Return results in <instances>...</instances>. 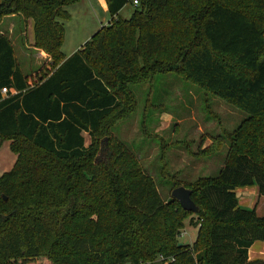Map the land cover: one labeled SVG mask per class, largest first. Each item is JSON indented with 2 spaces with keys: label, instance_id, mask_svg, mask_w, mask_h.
I'll return each mask as SVG.
<instances>
[{
  "label": "trees",
  "instance_id": "1",
  "mask_svg": "<svg viewBox=\"0 0 264 264\" xmlns=\"http://www.w3.org/2000/svg\"><path fill=\"white\" fill-rule=\"evenodd\" d=\"M76 1L0 0V23L30 19L34 47L52 59L27 77L0 33V145L16 156L0 174V264H264L248 258L264 243V216L235 193L264 196V0H105L110 23L65 57L62 22ZM166 71L248 115L202 151L229 144L217 174L190 189L196 213L163 201L122 143L94 148L132 108L128 84ZM189 214L196 238L178 245Z\"/></svg>",
  "mask_w": 264,
  "mask_h": 264
},
{
  "label": "rangeland",
  "instance_id": "2",
  "mask_svg": "<svg viewBox=\"0 0 264 264\" xmlns=\"http://www.w3.org/2000/svg\"><path fill=\"white\" fill-rule=\"evenodd\" d=\"M105 4V0H78L65 7L70 19L62 22L64 56L79 49L97 30L110 23L107 7L104 11ZM133 7L128 3L119 11V16L129 18ZM14 15L2 19L0 30L10 39L22 72L29 77L38 64L43 66L40 73L48 71L51 57L48 56L49 61L45 63L35 55L34 49L27 47L30 43L26 45L21 33L27 29V20ZM166 29V24L162 23L161 30ZM128 88L133 98L132 108L125 116L112 121L108 131L98 136L94 148L107 144L110 147L115 141L122 143L154 180L165 202L172 200L174 188L184 186L190 190L198 178L217 174L226 159L229 144L226 141L217 154H203L202 151L209 147L205 145V138L225 136L223 131L232 132L248 116L244 111L175 72H155L143 81L129 83ZM84 135L88 146L91 140ZM97 154L98 150L95 156ZM256 213L264 216V196L258 198ZM191 218L196 222L194 214L183 218L178 236L182 244L191 245L196 237V225H189ZM27 264L53 263L41 256Z\"/></svg>",
  "mask_w": 264,
  "mask_h": 264
},
{
  "label": "crops",
  "instance_id": "3",
  "mask_svg": "<svg viewBox=\"0 0 264 264\" xmlns=\"http://www.w3.org/2000/svg\"><path fill=\"white\" fill-rule=\"evenodd\" d=\"M105 10H106V4H105L104 11ZM13 16H15V15H11V17H13ZM26 23H27V29H25L24 31L22 30L21 33L25 37L26 45L28 43H30L29 46L27 45V47L34 49L35 55L38 56V58H40V60H42V61L44 60V62L47 63L49 61L48 55L45 54L42 50H38L32 46L33 45L32 21L30 19H28ZM1 33H3V32L1 31ZM71 54L65 55V57H68ZM42 67L43 66L41 64H38V67L32 71L31 76L37 75V74L39 76H41L40 71H41ZM20 69H21V67H20ZM216 136H218V135L207 136V138H205V141H206L205 145L209 146L212 143V138L216 137ZM84 137H85V135H84ZM9 145H10V142L7 140L3 141L2 144L0 145V160H1L0 161V174L5 172V171L10 170L11 167L13 166L14 162H15V159H16V156L13 152H11ZM235 193L237 195L238 204L240 206H243V207L244 206L245 207H247V206L252 207L253 206L257 209L258 198L260 196L258 195V190H257L256 186L238 187L235 189ZM196 234H197V232H196ZM248 258H249V260L264 259V243L260 242V241H255L248 250Z\"/></svg>",
  "mask_w": 264,
  "mask_h": 264
},
{
  "label": "water",
  "instance_id": "4",
  "mask_svg": "<svg viewBox=\"0 0 264 264\" xmlns=\"http://www.w3.org/2000/svg\"><path fill=\"white\" fill-rule=\"evenodd\" d=\"M190 195L191 190L185 188L184 186L176 187L171 192V196L178 201L183 210L196 213L198 211V207L195 205ZM4 200H6V197H4ZM178 245H182V243L179 242Z\"/></svg>",
  "mask_w": 264,
  "mask_h": 264
},
{
  "label": "built area",
  "instance_id": "5",
  "mask_svg": "<svg viewBox=\"0 0 264 264\" xmlns=\"http://www.w3.org/2000/svg\"><path fill=\"white\" fill-rule=\"evenodd\" d=\"M137 4V1L136 0H134L133 1V5H136ZM6 92V89L5 88H2V93H5Z\"/></svg>",
  "mask_w": 264,
  "mask_h": 264
}]
</instances>
